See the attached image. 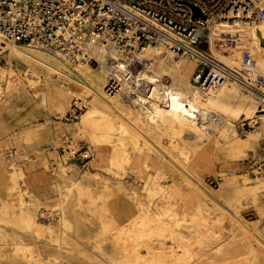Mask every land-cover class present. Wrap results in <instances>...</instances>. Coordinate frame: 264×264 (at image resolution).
Here are the masks:
<instances>
[{
    "label": "bare ground",
    "instance_id": "1",
    "mask_svg": "<svg viewBox=\"0 0 264 264\" xmlns=\"http://www.w3.org/2000/svg\"><path fill=\"white\" fill-rule=\"evenodd\" d=\"M213 32L249 42L253 86L202 90L197 57L165 44L142 51L151 66L133 75L115 47L95 46L94 68L0 37V105L35 97L54 117L50 133L29 128L0 141V264H264V174L233 168L264 142V19L218 20ZM226 51L223 60L241 66L240 46ZM111 76L122 86L115 96ZM73 105L82 113L68 123ZM243 122L252 129L244 137ZM52 140L65 152L53 170V155L23 150ZM82 140L95 161L80 174L70 157ZM222 158L228 170L213 190L203 173ZM125 198L128 207L115 206ZM245 201L261 207L258 221L244 218Z\"/></svg>",
    "mask_w": 264,
    "mask_h": 264
},
{
    "label": "built area",
    "instance_id": "2",
    "mask_svg": "<svg viewBox=\"0 0 264 264\" xmlns=\"http://www.w3.org/2000/svg\"><path fill=\"white\" fill-rule=\"evenodd\" d=\"M263 0H0V37L5 41L33 43L59 52L72 62L93 67L100 63L95 46L123 51L133 75L151 64L139 54L150 45L165 44L177 55H194L199 61L195 77L202 90L229 82L253 86L254 68L250 44L237 37H214L215 21L254 23L264 19ZM201 10L205 19H194L189 6ZM242 50L241 66L227 63V49ZM1 59V56H0ZM257 82L264 77L257 73ZM116 77H110L106 91L121 92ZM80 108L76 107V110ZM76 115V112L75 114ZM247 131L248 122L239 125ZM250 169L264 174V155L250 162Z\"/></svg>",
    "mask_w": 264,
    "mask_h": 264
},
{
    "label": "rangeland",
    "instance_id": "3",
    "mask_svg": "<svg viewBox=\"0 0 264 264\" xmlns=\"http://www.w3.org/2000/svg\"><path fill=\"white\" fill-rule=\"evenodd\" d=\"M0 62H2L3 64L6 62L5 55L1 57ZM15 65L17 69V66H18L17 63H15ZM76 107L77 106L73 105V111L76 112V115H74L72 112H68L67 114L68 115L67 118L69 119L68 123H73L74 121H78V119H75V118H78L80 116V114L82 113V110H79V109L76 110ZM53 119L54 117L49 116L48 114L44 113L42 109L39 108L35 97L34 98L27 97L24 95L13 97L9 101H7L5 104L2 103L0 105V141L4 139L7 132L14 131L16 133H20L24 131L25 129H29V128L33 129L34 133L38 132V134L50 133L52 132V129L50 127L52 125ZM44 123L45 125H43ZM248 130H252V129H248ZM238 131L242 137L246 135V131L241 129L239 126H238ZM53 142H54L53 140L51 142L41 141L40 143L36 141H32L30 145L29 143L27 144L25 142L23 150L25 152H28V155L31 157H33L34 154L37 152L36 150H41L43 152H47L48 154L50 153V155H53V157L51 158L52 165H53L52 170H53L56 167L54 158H56L57 155L59 158H62V159L65 158L64 150L62 149L55 150L52 145ZM80 145L82 147L80 152H78L75 155H72L71 156L72 158L70 157V163L74 165L75 169L80 174H82L86 170L92 169L91 167L94 164L93 162L95 161L94 159L95 157L92 156L93 157L92 158L91 156L87 157L85 155V153L90 151L89 144L85 140H82L80 142ZM21 154L24 157V152H22ZM261 155H264V142H262V144L259 146L257 150V154L254 152L252 154L250 153L246 161L235 163L236 165H234L233 168L236 169L237 171L239 170V173H242V174L244 173L252 174L253 171L250 169V166H251L250 162L253 159H255L257 156H261ZM214 161H215L214 162L215 173L210 172V170H206V172L204 171L203 174L205 176V180H206L205 182L207 183V185L211 189L217 190L219 189L222 183V174L228 170V167H225L226 161L223 158L220 160H214ZM129 180H131V182H134L132 178H130ZM37 186L39 187L38 189H39L40 194H42L43 191L46 189V187L42 185L41 181L37 182ZM263 200H264V197H263ZM117 204L119 207L126 208L129 205L128 199L126 200L122 199L120 203L115 204L116 207H117ZM245 204L246 205L244 206V209H242L244 218L251 222H254L256 220L258 221L260 219L259 217H261V214H260L261 207L260 206L255 207L252 204H248L247 201H245ZM41 220L47 221V218L43 217V219L41 218ZM260 226H261L260 229H263L264 222H262ZM85 261H87V259H85Z\"/></svg>",
    "mask_w": 264,
    "mask_h": 264
},
{
    "label": "water",
    "instance_id": "4",
    "mask_svg": "<svg viewBox=\"0 0 264 264\" xmlns=\"http://www.w3.org/2000/svg\"><path fill=\"white\" fill-rule=\"evenodd\" d=\"M194 13V19H199V18H203L205 19V16L203 15V13L201 12V10L195 6L189 5Z\"/></svg>",
    "mask_w": 264,
    "mask_h": 264
}]
</instances>
